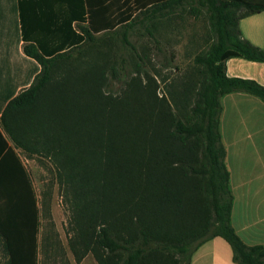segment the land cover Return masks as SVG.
<instances>
[{"label": "trees", "instance_id": "16d2710c", "mask_svg": "<svg viewBox=\"0 0 264 264\" xmlns=\"http://www.w3.org/2000/svg\"><path fill=\"white\" fill-rule=\"evenodd\" d=\"M66 1L73 41L50 54L40 44L24 47L42 70L0 117V240L7 264H41V252L46 260L58 256L71 264L46 203L44 216L55 232L40 242L41 206L19 150L55 166L71 213L69 250L76 264L88 255L97 264H191L195 252L218 237L229 243L236 264H264V246H247L233 227L234 196L219 129L223 96L244 92L264 102V86L226 74L231 58L264 63V50L239 26L264 6L204 0L217 42L201 59L200 89L172 93L174 100L184 99L182 119L158 95L154 76L138 71L121 95H112L105 91V70H79L74 55L94 36L180 0ZM73 21L87 25L75 32Z\"/></svg>", "mask_w": 264, "mask_h": 264}, {"label": "crops", "instance_id": "0c3cea01", "mask_svg": "<svg viewBox=\"0 0 264 264\" xmlns=\"http://www.w3.org/2000/svg\"><path fill=\"white\" fill-rule=\"evenodd\" d=\"M241 1L264 6V0ZM71 15L66 0H0V117L42 70L24 47L40 44L49 54L60 50L74 39L68 26ZM80 25L87 24L73 21L72 29L77 32ZM239 26L245 39L264 50V11L242 19ZM226 74L264 86V63L231 58ZM221 105L219 129L234 196L232 224L247 246H264V102L234 92L223 96ZM191 264L236 263L229 243L218 237L203 244Z\"/></svg>", "mask_w": 264, "mask_h": 264}, {"label": "rangeland", "instance_id": "374dc122", "mask_svg": "<svg viewBox=\"0 0 264 264\" xmlns=\"http://www.w3.org/2000/svg\"><path fill=\"white\" fill-rule=\"evenodd\" d=\"M213 35L211 11L207 3L204 0H180L179 4L166 11L141 14L127 25L94 36L74 55L78 58L79 70L91 66L105 70V91L112 95H121L138 71L154 76L159 85L158 95L170 100L177 116L184 119L185 111L180 109L184 99L176 101L172 93L183 95L187 86L193 85L195 90L200 89L201 82L205 81V67L201 59L207 55L211 44L217 42ZM196 92L190 98L192 102L196 101ZM18 154L30 173L41 206L40 242L46 234L58 230L68 260L76 264L69 250L71 213L57 183L55 166L42 156L30 157L22 150ZM44 203L52 211L55 231L44 216ZM7 260L0 240V264H7ZM40 263L63 264L58 256H50L46 260L43 252L40 253ZM83 264L96 262L89 255Z\"/></svg>", "mask_w": 264, "mask_h": 264}]
</instances>
